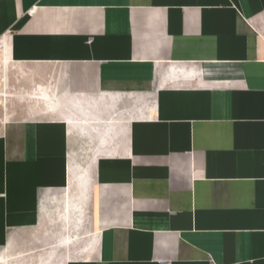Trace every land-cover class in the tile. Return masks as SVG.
Wrapping results in <instances>:
<instances>
[{"label":"crops","instance_id":"crops-1","mask_svg":"<svg viewBox=\"0 0 264 264\" xmlns=\"http://www.w3.org/2000/svg\"><path fill=\"white\" fill-rule=\"evenodd\" d=\"M0 52V264H264V0H0Z\"/></svg>","mask_w":264,"mask_h":264},{"label":"bare ground","instance_id":"bare-ground-1","mask_svg":"<svg viewBox=\"0 0 264 264\" xmlns=\"http://www.w3.org/2000/svg\"><path fill=\"white\" fill-rule=\"evenodd\" d=\"M1 55H2V52H0V57H1ZM1 94H2V93H0V96H1Z\"/></svg>","mask_w":264,"mask_h":264},{"label":"rangeland","instance_id":"rangeland-1","mask_svg":"<svg viewBox=\"0 0 264 264\" xmlns=\"http://www.w3.org/2000/svg\"><path fill=\"white\" fill-rule=\"evenodd\" d=\"M18 263V262H17Z\"/></svg>","mask_w":264,"mask_h":264}]
</instances>
